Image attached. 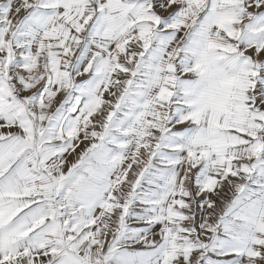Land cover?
Instances as JSON below:
<instances>
[{
    "label": "snow or ice",
    "instance_id": "6c2138e0",
    "mask_svg": "<svg viewBox=\"0 0 264 264\" xmlns=\"http://www.w3.org/2000/svg\"><path fill=\"white\" fill-rule=\"evenodd\" d=\"M0 264H264V0H0Z\"/></svg>",
    "mask_w": 264,
    "mask_h": 264
}]
</instances>
